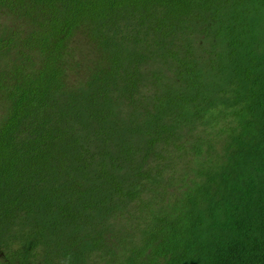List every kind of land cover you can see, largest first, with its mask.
Returning a JSON list of instances; mask_svg holds the SVG:
<instances>
[{"label":"trees","instance_id":"16d2710c","mask_svg":"<svg viewBox=\"0 0 264 264\" xmlns=\"http://www.w3.org/2000/svg\"><path fill=\"white\" fill-rule=\"evenodd\" d=\"M0 264H264V0H0Z\"/></svg>","mask_w":264,"mask_h":264},{"label":"rangeland","instance_id":"374dc122","mask_svg":"<svg viewBox=\"0 0 264 264\" xmlns=\"http://www.w3.org/2000/svg\"><path fill=\"white\" fill-rule=\"evenodd\" d=\"M82 50H84V48L83 49H81V54H82ZM72 55H74V54H72ZM82 60H83V65L85 64V66H81L80 67V71H83V70H86L87 69V67L91 64H88V62L84 59V58H81ZM72 75V73H70V76Z\"/></svg>","mask_w":264,"mask_h":264}]
</instances>
